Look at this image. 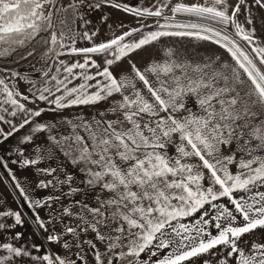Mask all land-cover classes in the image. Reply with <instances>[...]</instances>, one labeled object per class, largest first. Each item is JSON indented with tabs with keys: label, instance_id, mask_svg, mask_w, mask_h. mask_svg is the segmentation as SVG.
Wrapping results in <instances>:
<instances>
[{
	"label": "snow or ice",
	"instance_id": "6c2138e0",
	"mask_svg": "<svg viewBox=\"0 0 264 264\" xmlns=\"http://www.w3.org/2000/svg\"><path fill=\"white\" fill-rule=\"evenodd\" d=\"M84 3L85 0H69L67 5L60 4L59 0H0V57L10 55L16 50L15 46H24L42 32H50V39L45 43L67 47L72 54H85L83 63L66 65L61 61L67 75L63 78L51 76L54 85L39 90L38 99L54 104L56 109H63L95 104L114 94L121 97L108 109L114 119L82 120L73 125L72 135L65 137L63 142L50 137L53 143L46 156L37 155L35 159L22 161L24 166L35 165L40 159H51L53 151L58 149L80 174V185L97 193L94 205L77 200L78 210L65 207L63 216L75 217V226L65 224L60 233L53 232L47 237L50 242L61 243L67 234L69 239H63L62 247L69 252L75 248V259L58 254L33 256L32 259L41 264H77L78 261L79 264H89L84 255V246L87 245L94 254L93 264H113L114 260L118 264H148V261H141L142 253L148 251L150 256H157V251L165 248H171V251L152 264H183L223 245L229 249L227 256L234 258V264H264V243L253 242L248 249L239 245L245 234L257 228L264 229V155L257 154L264 153V67H261L264 66V44L256 43L254 30L246 29L238 19L241 5L246 6L247 0H238L234 7L228 0L177 2L170 9L172 17H164L165 21H174L177 14L192 19L157 24L159 29H179L177 31H151L132 43H122L125 36L131 35L124 33L109 42L77 49L71 46L75 42L71 24H75L77 18L88 23L80 14ZM254 3L264 8V0H254ZM111 6L121 7L116 3ZM88 7L100 8L101 4H89ZM165 7H168V0L159 6L154 4L155 10L127 6L123 10L138 16L161 17ZM54 15L57 16L55 22ZM246 22L250 24L251 20L246 17ZM229 26L234 29L233 33L228 32ZM95 34L93 32L92 36ZM82 35L91 39L86 31ZM166 36L211 41L224 48L234 64L217 63L219 57L191 64L174 59L169 50L163 62L152 63L144 71L133 64L134 76L123 75L117 79L108 67L95 75L86 71L89 66L99 68L95 61L90 65L87 54H111V59H105L110 66L128 53ZM235 37L246 42L255 57L245 51ZM74 69L81 71L76 73ZM148 74L156 78L158 88L149 80ZM97 76L103 77V81L96 80ZM77 78L82 82L68 87ZM93 80H96L95 84L88 83ZM137 81L143 83L149 95L136 87ZM0 92L6 94L5 103L20 111H30L32 116L41 115V111L27 110L13 98L14 93L5 78H0ZM188 95L196 98L200 114L174 118L171 113L184 108L183 100ZM49 96L53 99L49 100ZM161 112L169 115L162 117ZM257 116L261 119L255 123ZM0 120H4L3 115ZM27 123L29 120L25 119L19 127ZM44 128L45 125H37L33 131ZM80 129L84 134H80ZM11 134L9 132L6 136ZM174 134L178 143L173 139ZM241 136H247L248 141H257L245 149L246 159L237 161L234 156L220 153V145ZM31 139V136L24 138L25 141ZM174 143L176 155H170L167 149ZM40 152L38 148L37 153ZM193 157L200 163L190 162ZM233 163L239 165V171L235 173L228 168ZM204 169H207V177ZM41 171L53 175L58 169ZM205 179L208 180L207 186L202 183ZM55 183L69 185L68 195L81 191L79 186H72L76 183L73 174L65 173L63 179L57 178ZM49 185L55 186L49 180L47 183L40 181L37 187ZM16 187L24 194L19 183ZM234 192L247 195L234 197ZM221 197H227L234 207L230 209L221 205L217 208L213 217L218 221L214 225L216 235L206 233L200 227L193 234L183 224L179 229L173 226V221L193 215L206 204L216 207L212 202ZM25 199L29 198L25 196ZM52 199L49 196L45 201H31L29 207L47 206ZM5 218H12L13 223L7 224ZM36 223L47 231L45 221L38 214ZM201 223L207 224L208 221H197L198 225ZM22 224L19 211H0V230ZM89 233L91 238L84 239L83 236ZM20 235L16 233L13 239ZM98 244L103 245L102 250ZM0 249L7 253H0V264H10L14 257L30 255L27 249L9 242H0ZM220 264L227 262L222 260Z\"/></svg>",
	"mask_w": 264,
	"mask_h": 264
},
{
	"label": "rangeland",
	"instance_id": "374dc122",
	"mask_svg": "<svg viewBox=\"0 0 264 264\" xmlns=\"http://www.w3.org/2000/svg\"><path fill=\"white\" fill-rule=\"evenodd\" d=\"M163 2L165 0H109L108 3H105L104 0H85L84 5L80 7V14L88 23H84L77 18L75 24H71L75 36V42L71 46L77 49L93 47L100 43L109 42L123 32L131 33V35L125 36V42L122 43H132L138 41L151 31H177L179 29H159L157 24L186 22L192 18L177 14L174 21H165L164 17H172L173 13L170 9L177 2L204 3L205 0H168V7L162 9L163 15L161 17L138 16L132 12L123 10L125 6L128 8H152L155 10L153 5L159 6ZM237 2L238 0H228V3L233 7ZM59 3L67 5L69 0H59ZM95 3H100L101 7H88L89 4ZM112 3L119 4L121 7H112ZM229 11L231 12V9ZM246 17L251 20L250 24L246 22ZM238 19L246 29L254 30L256 43L264 44V8L256 5L254 0H247L246 6L241 5ZM53 20L55 22L57 16L54 15ZM56 31L59 34L58 24ZM85 31L88 32L91 39L83 37L82 34ZM93 32L96 33L94 36H92ZM228 32L233 33L234 29L229 26ZM235 38L245 51L255 57V53L251 52V48L247 46L246 42L240 40L238 37ZM29 42H26L25 45ZM65 43L67 44L69 42L65 41ZM49 49L44 50L28 63L17 67L13 71L0 67V78H5L9 89L14 93L13 98L18 103L23 104L27 110L41 111V115L38 117L32 116L30 111H20L15 106L5 103L6 94L0 92V115L4 116V120H0V211L8 209L19 211L23 220L22 225H17L15 228H9L7 230H0V242L13 243L14 246L27 249L30 253L29 256L14 257L10 264H41L39 260H33L32 257H42L45 254L67 255L75 259V248L69 252L62 247L63 239H69L67 234L64 235L61 243L50 242L47 237L53 232L60 233L65 224L75 226V217L63 216V209L65 207L73 211L78 210L79 206L75 205V201L77 200L94 205L95 195L97 193L80 185V174L76 171L70 160L66 159L58 149L53 151L51 159H40L35 165L24 166L22 161L24 159H35L37 155L46 156L47 149L52 147L53 143L50 137H56L63 142L65 137L72 135L73 125L82 120L91 122L100 119H114L108 109L111 107L113 101L121 98L119 94H114L106 100L95 104L74 105L63 109H56L54 104L38 99L40 95L39 90L54 85L55 82L51 81V76L56 75L58 78H63V76L67 75V73L63 72L64 65L60 63L61 61L66 65H71L76 62L83 63L85 59V54H72L67 47L61 48L58 44L52 48V51H49ZM169 50L172 51L174 59L187 61L191 64L204 63L210 58L215 60L217 57H219L217 63L226 62L228 64H234L230 54L224 48H221L211 41L198 40L193 37L166 36L128 53L120 61L110 66L105 63V59H111V54H87L90 65L92 61H95L99 65V68L89 66L86 71L89 74L95 75L97 71H102L104 67H108L109 71L117 79L123 75L134 76V73H132L133 64L141 71H144L152 63L163 62L167 58ZM57 53L63 54L57 55ZM257 64L259 65L258 60ZM58 68L60 69L59 72H57ZM80 71V69H74L76 73ZM13 72L18 73V75L13 76ZM46 73L47 75H45ZM148 78L157 88L160 86L156 83V78L153 75L148 74ZM96 80L103 81V77L97 76ZM96 80L89 81L88 83L95 84ZM81 82L79 78L74 79L68 87L78 85ZM136 87L146 96L149 95L147 88L142 82L137 81ZM90 91H95V89H90ZM16 93H19V95H16ZM59 94L56 93V95ZM45 95L48 94L45 93ZM24 97H27V99H24ZM51 99L53 97L49 96V100ZM165 99H167L166 96ZM183 103L184 108L179 109L175 113H171L174 118L183 119L192 114H200V106L194 96H185ZM5 109L7 111H4ZM13 111L16 112L14 116L11 115ZM101 113H104L103 117ZM160 115L166 117L169 113L161 112ZM25 119L29 120V123L24 124V127H19ZM260 119L261 117L257 116L254 122L258 123ZM41 124L45 125V128L41 131L34 132V128ZM14 127L16 129L15 131H13ZM78 131L80 134H84L82 129ZM9 132L12 134L6 136ZM26 136H31L32 139L25 141L24 138ZM173 139L176 143L179 142L175 134ZM247 140V136H241L233 139L228 144H222L220 145V153L222 155L234 156L237 161L239 159H246L245 149ZM38 148L41 149L40 153H37ZM167 151L170 155H176L175 143L169 145ZM190 162L200 163L198 158L195 157ZM49 168H56L58 171L53 175H48L44 171H41ZM228 168L233 173L239 171L238 163L230 164ZM203 171L207 177V169ZM65 173L73 174L76 177V183L72 186H79L81 188L80 192L68 195L69 185L55 183L57 178L63 179ZM49 180H52L55 186L49 185L46 188L37 187L40 181L47 183ZM17 183L24 189V194H21L20 189L16 187ZM202 183L207 186L208 180L205 179ZM216 187L218 188L219 186L217 185ZM25 196L29 199L26 200ZM49 196L53 197V199L47 202V206H41L39 208L29 207L31 201H45ZM57 197L59 199H56ZM225 200H228V198L221 197L219 200L213 201L212 204L216 205V207L206 204L204 208L193 215L173 221V226L179 229V225L183 224L193 234L195 229L200 227L206 233L210 232L212 235H216L217 229L214 225L218 221L214 220L213 217L217 213V208ZM37 214L41 220L45 221L47 231L40 228L36 223ZM61 216H63V221L60 219ZM198 220H207L208 223L198 225ZM5 222L10 225L13 223V219L5 218ZM16 233H21V235L18 239H13ZM170 234L174 235V233ZM91 235L89 233L87 236H83V238L89 239ZM98 248L102 250L103 245L98 244ZM84 249V255L87 261L89 264H93L94 254L92 250L87 245L84 246ZM152 250L157 251L156 249ZM169 251H171V248L160 249L157 251V256H150L148 251H146L141 254L140 259L141 261H148V264H152V261L162 258ZM228 251L229 249L227 247L218 245L216 248L211 249L209 253L192 257L184 261L183 264L218 263L227 259ZM0 253L7 255L6 251L2 249H0ZM77 264H79V261ZM113 264H118V261L114 260Z\"/></svg>",
	"mask_w": 264,
	"mask_h": 264
},
{
	"label": "trees",
	"instance_id": "16d2710c",
	"mask_svg": "<svg viewBox=\"0 0 264 264\" xmlns=\"http://www.w3.org/2000/svg\"><path fill=\"white\" fill-rule=\"evenodd\" d=\"M49 39L50 32H42L28 44L22 47L15 46L16 50L10 55L0 57V67L5 70L13 71L17 67L25 65L44 50L57 46H52L50 43L44 42ZM29 53H31V55H29Z\"/></svg>",
	"mask_w": 264,
	"mask_h": 264
},
{
	"label": "crops",
	"instance_id": "0c3cea01",
	"mask_svg": "<svg viewBox=\"0 0 264 264\" xmlns=\"http://www.w3.org/2000/svg\"><path fill=\"white\" fill-rule=\"evenodd\" d=\"M124 33L125 32H123L121 35H123ZM118 36H120V35H118ZM122 42H125V39ZM256 143H257V141H253V140L248 141L247 140L246 148L249 147V145L254 146ZM257 154L264 155V153H257ZM246 158H247V152H246ZM240 195H247V194H243L240 192H234L233 193L234 197H238ZM221 205H224L230 209L234 207L233 205L230 204L229 200H225L224 202L221 203ZM239 220H240V218L238 217V222H239ZM253 242L264 243V229L257 228L253 232L245 234L244 236L241 237V239L239 241V245H240V247H242L244 249H248ZM226 258L227 259L225 261L227 262V264H234V258L233 257L227 256ZM214 264H220V262L214 263Z\"/></svg>",
	"mask_w": 264,
	"mask_h": 264
}]
</instances>
